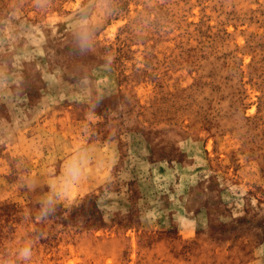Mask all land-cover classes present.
<instances>
[{
  "label": "rangeland",
  "instance_id": "obj_1",
  "mask_svg": "<svg viewBox=\"0 0 264 264\" xmlns=\"http://www.w3.org/2000/svg\"><path fill=\"white\" fill-rule=\"evenodd\" d=\"M0 264H264V0H0Z\"/></svg>",
  "mask_w": 264,
  "mask_h": 264
},
{
  "label": "clouds",
  "instance_id": "obj_2",
  "mask_svg": "<svg viewBox=\"0 0 264 264\" xmlns=\"http://www.w3.org/2000/svg\"><path fill=\"white\" fill-rule=\"evenodd\" d=\"M22 254L25 255V256L30 255V253H29V251L27 249H25Z\"/></svg>",
  "mask_w": 264,
  "mask_h": 264
}]
</instances>
